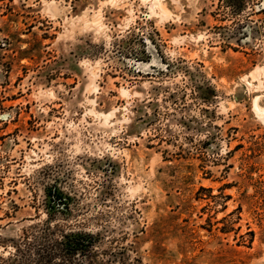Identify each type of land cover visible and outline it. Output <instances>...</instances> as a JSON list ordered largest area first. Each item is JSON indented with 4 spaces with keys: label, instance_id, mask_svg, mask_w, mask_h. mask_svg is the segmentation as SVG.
Wrapping results in <instances>:
<instances>
[{
    "label": "rangeland",
    "instance_id": "1",
    "mask_svg": "<svg viewBox=\"0 0 264 264\" xmlns=\"http://www.w3.org/2000/svg\"><path fill=\"white\" fill-rule=\"evenodd\" d=\"M262 109L264 0H0V264H264Z\"/></svg>",
    "mask_w": 264,
    "mask_h": 264
},
{
    "label": "trees",
    "instance_id": "2",
    "mask_svg": "<svg viewBox=\"0 0 264 264\" xmlns=\"http://www.w3.org/2000/svg\"><path fill=\"white\" fill-rule=\"evenodd\" d=\"M62 241H55L57 245L69 252L77 251L78 249H85L90 246L91 239H93L92 233H86L82 231H74L63 235Z\"/></svg>",
    "mask_w": 264,
    "mask_h": 264
},
{
    "label": "bare ground",
    "instance_id": "3",
    "mask_svg": "<svg viewBox=\"0 0 264 264\" xmlns=\"http://www.w3.org/2000/svg\"><path fill=\"white\" fill-rule=\"evenodd\" d=\"M161 4V3H160ZM157 5H159V4H157ZM162 6V5H161ZM162 11V10H161ZM99 18V17H98ZM99 21V20H98ZM100 22V21H99ZM257 75V74H256ZM255 107L258 109V111L259 110H261V108L259 107V105L257 104V102L255 101ZM256 109V110H257ZM264 109H262V111H263ZM257 113V112H256Z\"/></svg>",
    "mask_w": 264,
    "mask_h": 264
}]
</instances>
